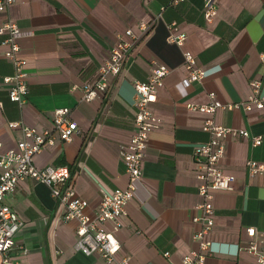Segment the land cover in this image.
<instances>
[{"label": "crops", "instance_id": "obj_1", "mask_svg": "<svg viewBox=\"0 0 264 264\" xmlns=\"http://www.w3.org/2000/svg\"><path fill=\"white\" fill-rule=\"evenodd\" d=\"M6 19L24 35L18 43L27 61L28 94L22 106L9 101L3 78L14 71L0 46L2 151L22 139L9 123L53 132L54 110L69 108L78 134L63 142L53 133L54 143L33 163L39 169L67 168L76 195L89 204L90 215L103 193L127 187L118 153L134 134V85L148 80L155 63L169 69L151 105L158 127L149 134L143 175L118 221L121 249L116 260L129 257V264H179L196 248L192 236L201 226L202 199L193 151L209 139L201 129L203 116L190 113L186 105L205 104L212 92L223 104L249 98L250 81L261 76L264 0H219L210 23L204 19L203 0H16L0 14V24ZM155 19L141 35L138 24ZM129 29L139 38L122 72L111 81L106 95L84 102L82 88L97 80L116 42L128 40L124 33ZM178 34L186 37L181 47L169 42L170 36ZM186 51L192 53L198 69L209 72L188 88L182 85L187 77ZM214 120L260 136L262 143L254 148L248 139L230 137L224 142L220 169L234 178L235 189L214 194V227L206 237L213 252L205 264H255V257L239 248L254 240L264 251V172L250 177L246 168L249 159L264 166V113L219 110ZM6 203L22 223L10 252L20 264H106L99 256L74 250L77 222L64 221V209L47 187L26 180ZM103 228L111 230L112 224ZM249 228L255 229L253 239L247 236Z\"/></svg>", "mask_w": 264, "mask_h": 264}, {"label": "built area", "instance_id": "obj_2", "mask_svg": "<svg viewBox=\"0 0 264 264\" xmlns=\"http://www.w3.org/2000/svg\"><path fill=\"white\" fill-rule=\"evenodd\" d=\"M16 0H0V14L6 13ZM185 0H172L179 3ZM219 0H203V15L207 23L212 22L218 12ZM139 23L138 30L142 35L146 33L151 24ZM175 27V24H171ZM124 35L128 40H119L110 51L106 62L99 68L98 78L95 82L82 88V100L86 103L94 101L100 95H106L110 89L111 81L122 72L124 63L130 54L134 43L139 36L132 30H126ZM0 46L5 48L4 58L13 66V75L3 78V83L8 87V99L10 102L22 106L28 94L27 61L20 55L21 49L18 40L24 35L18 26L10 19L0 24ZM186 37L178 34L169 37V42L181 47ZM184 65L187 77L182 85L188 88L193 83L201 82L208 75V71L198 69L196 60L191 52L183 53ZM261 76L249 83L250 95L243 102L233 104L221 103L215 93L208 94V102L205 104L186 105L187 111L203 116L202 131L207 133L209 139L194 147L193 160L197 167V179L199 185L197 192L202 203L201 226L192 236L196 248H192L184 255L179 264H205L206 259L213 252L212 243L206 237L214 227V194L218 192H232L235 189V180L226 176L220 169V161L224 154V142L227 138L248 139L252 147H258L262 143L260 136H250L246 130H236L218 125L214 116L219 110H243L248 113L252 110L264 113V54L260 56ZM169 69L163 64H154V68L144 83L134 85V134L128 144L119 148V159L122 162L127 176V187L105 192L101 196L98 208L92 215L88 214L89 204L79 198L72 186L71 174L67 168L44 167L36 168L33 159L40 154L47 145L54 143L56 133L63 142H70L78 134V126L71 120L70 110L61 107L54 110L51 121L53 132L40 131L36 128L25 126L21 122L9 123L11 130H19L22 139L13 148L2 151L0 143V255L2 264H20L12 259L10 252L15 246V236L22 223L16 212L6 203V199L12 196L17 185L26 180L43 185L50 190L51 196L58 205L64 209V221H76V239L74 250L85 256H99L106 264H129L130 258L125 257L116 260V254L121 245L116 237L119 229V219L125 216V207L133 199L136 184L143 175L142 161L148 148L149 134L158 127V119L154 116L151 105L157 100V95L163 87V81ZM246 168L250 177L264 172V166L254 160L246 162ZM198 220H193L196 223ZM112 224L111 230L103 227ZM247 236L253 239L256 235L254 228L247 229ZM264 238V232L261 233ZM255 257V264H264V251L259 250L256 242L251 240L245 247L239 248ZM169 253H164L168 257Z\"/></svg>", "mask_w": 264, "mask_h": 264}]
</instances>
